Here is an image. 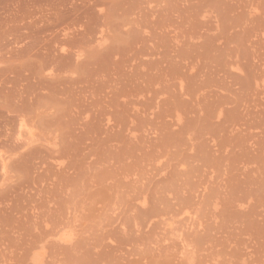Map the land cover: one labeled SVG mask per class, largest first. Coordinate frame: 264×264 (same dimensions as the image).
<instances>
[{
    "label": "rangeland",
    "instance_id": "1",
    "mask_svg": "<svg viewBox=\"0 0 264 264\" xmlns=\"http://www.w3.org/2000/svg\"><path fill=\"white\" fill-rule=\"evenodd\" d=\"M0 264H264V0H0Z\"/></svg>",
    "mask_w": 264,
    "mask_h": 264
}]
</instances>
